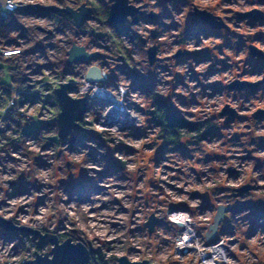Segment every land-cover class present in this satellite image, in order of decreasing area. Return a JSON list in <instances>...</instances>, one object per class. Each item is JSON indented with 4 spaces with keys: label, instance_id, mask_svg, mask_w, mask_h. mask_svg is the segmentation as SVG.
<instances>
[{
    "label": "clouds",
    "instance_id": "clouds-1",
    "mask_svg": "<svg viewBox=\"0 0 264 264\" xmlns=\"http://www.w3.org/2000/svg\"><path fill=\"white\" fill-rule=\"evenodd\" d=\"M86 3L87 0H63V3H59V0H0V16L6 17L8 12L16 13L18 9L32 5L45 12L50 10V6L56 8L67 6L75 8L76 16L80 17L87 11V8L80 9V5ZM105 3L111 10L117 5V0H105ZM157 4L158 0H140L139 3L137 0H126L124 6L140 9L144 13L159 14L162 8L157 7ZM213 4L219 5V7L214 6L208 9L213 16L233 17L232 23L224 20L228 28L231 29L233 24H238V27L233 29L236 32L246 34L256 31L264 32V26H260L259 23L256 28L248 27L247 19L239 21L235 18L234 12L224 11L227 8L247 11V0H233L231 4L213 0ZM166 6L173 12L175 8L183 9L181 15H174V19L183 24L185 15L189 11L193 13L196 11L194 6H200V10H204V0H188L186 6L180 0H169ZM18 18L23 28L27 30L25 37L20 38L18 31L11 32L7 37L0 36V64L19 65L17 72L12 73L13 75L30 74L29 64L35 67L37 64H47L50 61L58 64L62 60L72 59L67 56V53L72 52L74 48L82 49L83 54L88 56L102 50L96 46H90L91 35L77 38L74 35L75 24L63 29V32H57V28L62 27L59 13L54 12L46 18H37L36 15ZM126 20L130 21L131 17H126ZM172 22L170 19L163 20L166 25ZM87 24L89 33L104 31L111 34L113 32L109 26H102L94 20L87 21ZM153 30L162 33L155 40L151 37ZM130 31L138 34V37L146 43L138 47L139 39L130 42L127 35L119 37V47L109 39L97 41L98 45L112 49L111 52L105 53L109 66H104L100 60H94L86 65H74L75 70L81 73L75 78L77 91L66 92L65 100L75 102L83 100L86 96L95 97L100 91L99 83H90L88 77L90 73L96 71L100 73L102 80H107L112 69L116 68L117 64L123 63L118 59L121 55L119 49L130 51V66L147 76L150 71H153V67L149 64L148 50L157 47V63L166 65L168 71L155 69L159 82L152 90L151 96L142 93L139 89H134L133 80L125 74H117L114 83L104 87L103 92L111 98L113 103L103 107L95 105L83 116L84 120L89 122V126L107 141L105 147H100L96 140H86L83 145H76L77 150L72 152L68 151V145L53 146L47 151H41L42 144L47 142L46 139L26 140L20 153H11L19 163L7 160L0 163V202H4L0 204V219L12 221L17 229H32L34 233L43 232L46 229L50 234L68 235L71 238L68 244L70 247L80 248L84 253L99 249L108 264H120L119 260L111 258L124 255H127L130 260H149V264H159L162 259L169 260L170 264H185L186 260L191 261V264H264V227L257 228L251 240H245V233L251 228V221L245 220L244 217L250 215V210L236 214L232 220L234 235L221 234L224 216L227 215L229 219H232V213H225L224 210L235 205L237 200L244 203L248 199V197H240L233 189H239L244 184L264 185V179H256V177H264V170L254 172L255 161L242 163L239 157L247 155L244 148L227 142L232 139L234 132L264 136V127L257 128L256 122L250 119L247 127L245 123H234L231 128L224 129L222 126L228 120V115H220L225 106H229L237 113L252 117L258 109L264 108V100H249L244 105L248 111L241 112L240 106L244 101L242 98L234 99L237 95L235 90L224 88L222 93L213 94L211 88L198 87V84L211 85L218 81L221 82L222 87L230 86L240 79H252V77L240 75L245 67L243 60L247 51L236 55L233 50L225 49V55L231 57L229 63L233 64V67L203 79V74L210 68L212 61L197 65L192 59L182 64H178L175 59H170L175 57L181 49L180 45L174 44L179 32L165 31L143 20L132 24ZM49 33L52 34L51 37ZM12 38H17L19 46L6 44V41ZM197 38L202 40L199 46L196 43ZM37 42L54 44L57 48L45 49L47 59L39 53L23 55ZM220 43L222 39H204L201 34L199 37L191 38L182 47L189 52L210 48L214 55L223 60L225 56L220 55L216 50V45ZM235 62H239V68L236 67ZM190 64L196 73L201 74L199 80L191 79ZM220 67L217 65L218 69ZM53 71L55 75L52 71H44L43 75L31 76L35 91L41 92L44 96L51 95L52 92L43 91L44 82H51L54 92L56 88L69 85V82L73 80L71 76L63 78L60 68ZM176 73L184 76L187 87L178 85L173 88V84L168 83L175 82ZM0 76H3V73H0ZM255 79H264V76L255 77ZM37 81L41 83L36 84ZM22 87L27 88V85ZM155 96L170 98V103L189 123L205 124L210 121L224 133L223 138L211 137L201 141L198 140L199 132H190L186 127H181L178 141L186 146L190 158L181 154L176 143H170L168 145L170 150L164 152L157 164L153 157L164 143L165 135L164 128L153 123L150 115L156 111L153 105ZM209 96L212 98H208ZM180 98H183L186 103H182ZM17 99L20 97L13 91L12 99L6 105L0 104V129H4L9 123L3 119L6 108L12 107ZM41 104L42 102H37L32 106V102L28 101L23 107L17 108L15 115L19 118V114L22 113L24 119L36 117L41 111ZM116 105L120 106L131 122L132 128L142 133L140 138H133L132 129L124 128L123 124L109 123V115ZM43 112L40 119L48 120L50 116L47 108H44ZM213 117L215 119H212ZM259 123L264 126V120ZM207 130L205 126L201 131ZM59 131L60 128L57 127L51 135L56 136ZM47 135L49 134L40 133L42 138ZM7 136L13 137V132L8 131ZM13 138L20 139L19 136ZM249 139L250 136H242L240 143L247 147ZM7 143L8 141L0 136V148H4ZM144 145L151 147L145 148ZM131 148H135L136 151L132 153ZM110 149H114L112 158L121 167L101 177L100 174L104 173L108 167V161L103 157L107 156ZM93 150H96L95 160L92 157ZM58 152L62 154L58 156ZM209 153H218L229 159L205 163V157ZM6 155V152L0 151V158ZM35 155L41 156L51 167L38 168L33 162ZM256 155L264 157V152H258ZM229 168L240 174L238 179L229 178L227 172ZM81 169H86L87 180L95 182L102 190L99 193L87 192V199L84 201L81 200L80 192L69 191L59 183L61 180L67 181L69 177L79 182ZM193 169L196 171L193 172ZM22 173L29 179L37 181L40 190L37 191L36 187L29 186L27 193L12 196L15 189L9 182L17 181ZM150 182H155L162 191L151 187ZM218 185L226 190L213 191ZM192 192L206 194L214 208L211 210L204 208L202 196L192 198ZM38 200L42 203H37ZM261 202H264V199ZM105 204L107 208L101 210V206ZM121 207L127 211H121ZM152 217H155L158 223L149 225ZM257 223L264 226V218L259 219ZM58 225L62 228L60 232H57ZM33 235L25 237L21 244L19 235L12 237L0 229V264H24L31 258L36 252L31 244ZM214 238L215 242L210 243ZM232 241L235 243H231ZM243 243H247L248 247L241 251ZM130 249L133 251H129ZM48 251V248L44 249L45 253ZM58 253L59 248L52 252L51 256L41 254L38 258L45 260V264H67L68 259L65 257L58 260ZM231 253H237L238 259H234Z\"/></svg>",
    "mask_w": 264,
    "mask_h": 264
},
{
    "label": "rangeland",
    "instance_id": "rangeland-1",
    "mask_svg": "<svg viewBox=\"0 0 264 264\" xmlns=\"http://www.w3.org/2000/svg\"><path fill=\"white\" fill-rule=\"evenodd\" d=\"M105 1V0H104ZM140 0H137V3H139ZM169 2V0H158V4L156 5L157 7H161L162 11L161 13L157 14V17L155 18H151L149 16V13H144L142 11H140L137 14V20H133L131 18V20H126L123 23H117L115 24V27H110L107 23V21H109L108 19L106 20L103 17V11H104V6L97 0H87L88 5H90L92 7V11L93 13H91V17L94 21H96L97 23L103 25H107L110 28L113 29V32L111 34L106 33L104 31H92L91 33L88 32V30H86V33H84V36H88L91 35L92 39L90 41V46H96L98 48H101L100 52V56L101 58L99 59L100 61L103 62L104 66H109L107 64V60L108 57L105 55V53H109L111 52V48L110 47H104L101 45L97 44V41L99 40H103V39H109L111 41H113L114 43H116L117 47H119V37L120 36H124L127 35L129 37L130 42L135 41L137 39H139V45L138 47H142L145 43L141 42V38L138 37V34L131 32L130 31V26L132 24H137L139 23L141 20H143L145 23H150L153 25H157L159 28L164 29L165 31H172V32H179V36L176 37V39L174 40V44L176 45H180L181 49L180 51H178L175 55V57H172L170 59H175L177 61L178 64H182L187 62L189 59H192L195 61V63L197 65H199L202 62H208V61H212V65L210 66V68L207 70L206 73L203 74V79H208L210 76L217 74L218 72L223 73L225 71H228L230 68L233 67V64H230L229 61L231 60V57H228L225 55V49L228 50H233L234 54L239 55L241 52L243 51H247V55L245 56L244 60H243V64L245 65V67L243 68V71L240 73L241 77H252V79H246L249 81H256V80H262V82L256 86V87H244V88H231L230 86H223L221 85V82H216L214 84L211 85H203V84H198V87H202V88H211L213 90V94L215 93H222L224 88H230L231 90H235V92L237 93V95L234 97V99H243L244 103L241 104V112H247L248 109L245 108V104H247L249 102V100L251 99H255V100H264V79H255V77H259V76H264V58L260 57V56H255L249 49V44L253 43L256 46L259 45L258 47L264 50V32H260V31H256V32H252V33H243V32H236L233 29L238 27V24H233V27L230 28H226V27H212L211 25H209L207 22L203 21L201 17H199L198 15L194 14L192 11H189L187 13V15H185L184 17V21L183 24H181L180 22L176 21L174 19V15H181L183 13V9L182 8H175V12L170 11L169 8L166 6L167 3ZM181 3H183L185 6L188 4V0H180ZM60 3V2H59ZM221 3H228L231 4L233 3V0H221ZM248 3V10L257 7L260 10H262V12L264 13V0H247ZM100 5V6H99ZM108 9L109 6L108 4H106ZM219 7V5H214L213 4V0H204V9H209L211 7ZM145 7H147V5H145ZM175 7V5H174ZM194 7H198L200 8V6H194ZM247 10V11H248ZM226 13H231L234 12L235 18H237L239 21H243L245 19L248 20V27L251 28H256L258 23L260 26H264V19L259 18V19H253L252 17H241L240 16V12H245V11H235L232 8H227L224 10ZM28 13H23V12H16L13 13L11 15V20H9L8 22L12 23L13 27L8 28L11 29L9 33L14 32V31H18L20 35H22L23 37H25L26 34V29L23 28V25L20 23L19 21V16H28ZM31 15V14H30ZM108 16H109V12H108ZM223 18V20H227L228 23H232V16H221ZM164 19H170L173 22L170 24H164L163 20ZM7 22V21H6ZM4 25H2V23L0 24V34L2 32H4V30H2L1 27H3ZM84 26H86L85 28L88 29V24H85L84 21ZM222 29L224 31H222ZM7 30V31H8ZM5 31L4 33H7L6 35L9 36L8 32ZM162 33L160 31L157 30V36L153 37L152 33H151V37L153 40H155L157 37H159ZM203 35L204 39H222V43L217 44L216 45V50L217 52H219L220 55L225 56V58L223 60L219 59V57L217 55H214L212 50L210 48H203L200 51H192L189 52L187 51L185 48H183L182 46L185 45L191 38L195 37H199L200 35ZM197 46H199L202 43V40H200L199 38H197ZM43 42H37L34 45L33 48V52L29 53L28 55H33L36 53H41V51L39 50L41 46H43ZM38 45V47L36 46ZM57 48V46L55 47V49ZM121 52V55L118 57V59L120 61H123L122 64H117L116 68L112 69L108 79L104 82L106 85H111L114 83V81L117 78V74H125L126 76H128L129 78H131L133 80V85L132 87L134 89H139L142 93L147 94L149 96H151L152 94V90L154 89V87L156 86V84L159 82L157 80V73L155 71L156 68H159L162 71H168V68L166 65L162 66L161 64L157 63V51L158 48L156 49V60L153 63L149 64L153 67V71H150L148 73L147 76L142 75L139 71L136 70L135 67H131L129 64L130 58H131V52H126L123 49H119ZM179 53V54H178ZM41 55V54H40ZM148 55V53H147ZM45 59H47V56H44ZM50 64H53V69L56 68H60V69H64V65H65V60L60 61L58 64L54 61H50ZM236 63V67L239 68V62H235ZM5 69L8 70V66L7 64H1ZM217 65H220L221 67L218 69ZM46 70L44 71H52L49 68H45ZM189 71L191 72V79L192 80H199L201 74L196 73L195 69L192 67V65H189ZM62 74V73H61ZM3 80H7L5 77L3 78ZM243 80V79H240ZM168 83H172L173 84V88H175L178 85H184L185 87H187V85L184 83V76H182L179 73L175 74V82H171L169 81ZM77 91L76 89H69V92H75ZM259 94V95H258ZM53 99L56 100L55 96H51ZM156 98H161L163 100H165L168 104H170L172 107H174L171 103H170V98H164V97H160V96H155L153 97V105L156 109L155 112L150 113L151 117H152V122L163 127L161 124V117L160 115H158V108L157 105L155 103ZM208 98H212V96H209ZM182 103H186V101L183 98H180ZM54 103L52 104V108L54 109L55 115H52L51 117H56L57 113L60 110V106L58 104V102L53 101ZM109 101H100L97 98H91L90 101V105L88 107H94L95 105H100L101 107H103L104 105H106ZM177 111L178 116L181 117V114L179 113V111L177 109H175ZM221 115V114H220ZM223 116V115H221ZM182 118V117H181ZM183 119V118H182ZM212 119H215V117H213ZM252 119L256 122V126L257 128H261L264 127L262 125H260V121L264 120V115L260 116V117H255L252 114V117H249L248 115H242L239 113V116L233 120L230 121L228 123H225L222 127L224 129H229L232 127V125L235 124H239V123H245L246 127H247V122ZM52 120L54 121L55 118H52ZM79 123H80V127L74 129L72 131L71 135L75 136V140H72L71 136H68L66 138H63L59 141H55L59 139V136H53L51 135V133H53L56 129H57V122L56 120L51 124H47L46 129H42L39 133L43 132V133H47L49 134L46 137H41L40 134H34L36 132H30V134L26 135L25 137L21 138L20 140H16L15 135L16 132H13V137H9L7 136V134L1 135L2 137H4L5 140L8 141V143L5 145L4 148H0V151H4L7 153L6 157L0 158V163H3L5 160L7 161H11L13 163H19V161L16 160L15 156L11 155V153L15 152V153H20V150L22 148H24L25 142L26 140H40V139H46V143H43L41 146V151H47L49 149H51L53 146H59V147H63L65 145H68V151L72 152V151H76V145H83L84 141L86 140H96L99 144L100 147H105V144L107 143V141L105 139H103L93 128H91L89 126V122L84 120V116L82 115V117L79 118ZM42 121L38 118L33 119L32 121H29L27 123L24 124L23 126V130H37L40 129L42 127ZM205 126H207V131H201ZM181 127H186L190 132L191 131H196L199 132L200 135L198 137V140H206L209 139L211 137H216V138H223L224 133L220 131L219 128H216L210 121L209 122H205V124H197V123H189L187 121H185L183 119L182 122H180V124L177 126V133H179V128ZM127 128H131V135L133 138H140L142 136V133L131 127H127ZM33 134V135H32ZM164 135H165V140L164 143L161 145V147L157 150V153L154 154V159L156 160L157 164L159 163V161L161 160V158L163 157V154L165 151H168L170 149H168V145L171 142V140L168 137V134L164 131ZM54 137V141H52L51 137ZM242 136H250V139L247 141V147H244L243 144L240 143L241 141V137ZM210 142V140H209ZM227 143L232 144L233 146H240L244 148V151L247 153V155L245 156H241L239 157V159L241 160L242 163L245 162H249V161H255V164L253 166V171H259V170H264V157H260L258 155H256V153L258 152H264V136H255L253 134H250L248 132H234L232 135V139L230 141H228ZM178 149L180 150L181 154L184 157H189V153L186 150V146L183 144H180L179 141L176 142ZM124 147H128L127 145H124ZM145 148H150V145H144ZM114 149H110L108 151L107 156L103 157V159L108 161V167L105 170L104 173H101V177L106 176L111 174L112 172L120 169L121 165L119 163H117L113 158H112V153H113ZM130 151L132 153H134L136 151L135 148H131ZM25 152L27 153L28 150L26 149ZM62 153L58 152L57 155H61ZM92 157L95 160L96 157V150L92 151ZM27 158V156L25 157ZM226 159H229V157H224L218 153H209L206 157L204 162L205 163H210L213 161H224ZM33 162L34 164L38 167V168H44L47 169L49 167H51V165L47 164L45 162V160L39 156V155H35L33 157ZM199 162V161H198ZM71 163V162H69ZM193 172L196 171V169L192 170ZM227 172L229 173V178L230 179H238L240 174L238 172H236L234 169H227ZM87 170L86 169H81V179L79 182L77 181H73L71 179V177H69V179L67 181L61 180L59 183L64 186L65 188H67L69 191H77L81 193V200L84 201L87 199L86 193L87 192H97L99 193L100 191H102L100 188L97 187V185L95 184V182L89 181L87 180ZM121 179H123L124 177H120ZM256 179H264V177H256ZM10 186L13 187L15 189L14 193H12V196H19L22 194L27 193L29 186H34L36 187V190L39 191V185L37 181L31 180L29 179L25 174H21L18 178L17 181H10L9 182ZM251 188L249 191L244 192L243 194H240V197H248V199L244 202L241 203L239 200H237L236 204L227 208L225 213H232V219H229V217L227 215L224 216L222 223H223V227L221 228V234H226V235H234V226L232 223V220H234L236 214L243 212L245 210H250V215L247 217H244L245 220H250L251 221V228H249L248 232L245 233V240H251L253 238V236L255 235V231L257 228L260 227H264L261 226L260 224L257 223V221L261 218H264V202H261L262 199H264V185H258L255 183L250 184ZM150 186L153 187L154 189L160 190L158 185L155 182H150ZM169 187H173V186H169ZM226 189L223 188V186H217L216 189H213V191L216 192H223ZM162 191V190H160ZM182 191V190H181ZM234 191V190H233ZM204 199V208H207L209 210L214 208V205L212 203H210V201L207 198L206 194H201L198 192H192L191 193V197L192 198H196V197H201ZM252 197H258L257 199H253ZM137 199H139V197H137ZM116 203H119V201H115ZM4 202H0V204H2ZM37 203H42L41 200H38ZM107 208V204L102 205L101 206V210H104ZM22 211V209H21ZM121 211H127L126 209H123V207H121ZM158 223V222H157ZM44 231H47L46 229ZM62 231V228L58 225L57 227V232ZM135 231V230H133ZM60 238V241L66 239L67 237H69L68 235H58ZM38 238V237H37ZM111 243V242H109ZM231 243H235L234 241H232ZM51 245V247L49 245ZM43 246L42 250L45 248L49 249V253L51 255V249L53 247V243L49 242ZM248 244L247 243H243L241 244V251L244 248H247ZM39 251V250H37ZM36 251V252H37ZM44 251V250H43ZM129 251H133V249H130ZM35 252V254H36ZM41 253H43L42 251H39ZM232 257L234 259H238L237 253H231ZM119 256H113L111 259L112 260H118ZM33 258L29 259L32 260ZM136 260H140V259H136ZM106 258L104 256L103 253L100 252L99 249H95L92 250V252H90L89 255V259L87 262H93L94 264H105L106 263ZM160 264H170L169 260L167 259H162L160 262ZM185 264H191V261H185Z\"/></svg>",
    "mask_w": 264,
    "mask_h": 264
},
{
    "label": "water",
    "instance_id": "water-1",
    "mask_svg": "<svg viewBox=\"0 0 264 264\" xmlns=\"http://www.w3.org/2000/svg\"><path fill=\"white\" fill-rule=\"evenodd\" d=\"M126 0H117V5L112 7L111 10H109V16L108 20L112 23H123L126 21V17L130 16L134 21L137 20V13L140 11V9H134V8H128L125 7ZM87 8L86 12H83V15L80 17L76 16V9L75 8H69L65 6L64 8H56L55 6H50V10L52 11H62L64 13L69 14L76 27L82 26L84 19L89 16V14L92 12V7L88 4H81L80 9ZM194 14L198 15L202 18L203 21L207 22L212 27H226L228 28L227 24L224 23V20L221 16H213L211 12H209L207 9H204L203 11L200 10V8L196 7V11ZM149 16L151 18H155L157 16L156 13H149ZM241 17H252L253 19H259L264 17V13L262 10H260L257 7H254L248 11L240 12ZM152 36H157V30L152 31ZM141 42L145 43L141 38ZM156 49L157 47H153L148 50V57L150 63H153L156 60ZM250 51L255 56H260L264 58V50L259 48L253 43L249 44ZM179 54V53H178ZM100 52H95L91 56L84 55L82 49H73L72 52L68 53V56L72 57V59H66L67 64H72L75 60L82 59V60H89L92 57L99 56ZM89 81H100L101 76L99 72L93 71L90 73L88 77ZM262 80H256V81H249L246 79L243 80H237L234 81L230 87L231 88H244V87H256L258 86ZM66 92H69V85H64L59 88L55 89V95L57 102L60 106V110L57 113L55 120L57 122V126L60 128L59 131V138L63 139L68 136H71L72 140H75V136L71 135L72 131L78 127H80L79 118L82 117V115L87 111L88 103H87V96L83 100L71 102L65 100V94ZM67 99H72L71 97H67ZM221 115H228V120L225 123H228L230 121L235 120L239 113H237L234 109H230L229 106H225L223 111L220 113ZM264 115V108L258 109L257 112L253 113V116L260 117ZM251 188L250 184H244L241 185L239 189H233L235 192L238 193V195L243 194L244 192L249 191ZM226 209L224 210V212ZM158 221L155 217H152L149 221V225L156 224ZM0 225L4 227L7 230H20V231H26L30 233H34V230L27 229V228H21L17 229L14 227V224L12 221H4L0 219ZM34 235L38 237V243L42 247L45 244L52 242L53 247L51 249L52 252L56 251L57 248H59L58 253V260H60L62 257H74L78 258L84 261H88L90 253H84L82 249L80 248H73L70 247L68 244L71 242V238L67 237L66 239L60 241V238L57 234H50L48 231L43 232H35ZM43 254L45 256H51L49 252L41 253L39 251L36 252L35 257L29 261L28 264H45V260L39 259L38 257ZM118 260L120 261V264H149V260H130L128 259L127 255L119 256ZM105 264H108V261H106ZM160 264V263H159Z\"/></svg>",
    "mask_w": 264,
    "mask_h": 264
},
{
    "label": "built area",
    "instance_id": "built-area-1",
    "mask_svg": "<svg viewBox=\"0 0 264 264\" xmlns=\"http://www.w3.org/2000/svg\"><path fill=\"white\" fill-rule=\"evenodd\" d=\"M59 2L62 3L61 0H59ZM17 11L18 12H23V13H28V14L30 13L31 15H36L37 18L49 17L54 12L55 13H59V15H60V23L62 24V27L61 28H57V30H56L57 32H63V29L69 28V26L74 24L72 17L69 14L64 13L62 11L49 10V11L45 12V11H40L38 8H36V7L32 6V5H28L25 8L18 9ZM12 14H13L12 12H8L6 17L5 16H0V19L3 21L2 25H4L1 28H2V30H4V32L7 31L8 28L13 27L12 23L8 22L9 20H11V15ZM90 16H91V14H90ZM86 23L87 22L85 21V24ZM85 27L86 26H84V22L82 24V27H80V28H76L75 27L74 35L77 38H79L81 36H84V33H86V30H87V28H85ZM10 30L11 29H9L7 32L9 33ZM79 31L81 32L80 34H78ZM4 32H2L0 34V36L7 37V35H6L7 33H4ZM48 35L50 37L52 36L51 33H49ZM20 38H24V37L22 35H20ZM6 44L8 46H12L14 44L16 46H19L17 38L8 39L6 41ZM36 46L38 47V45H36ZM56 46L57 45H54V44H43V46L39 47L40 48L39 50L41 51V53H40L41 56H46V53H45V49L46 48L55 50ZM33 48L27 49L23 53V55L27 56L29 53L33 52ZM67 56H68V53H67ZM65 62H66V59H65ZM88 63H90V62L89 61L88 62L87 61H82L81 59L75 60L70 65L65 63V65L63 67L64 69H62V72H61L62 73L61 76L63 78H67L69 76L73 77V80L69 82V89H73V90L76 89V87H75V78L79 77L81 75V73L79 71L75 70L74 65H76V64L86 65ZM6 64L8 65V70L5 69L0 64V67L4 68L3 72L0 71V73H3V76H0V104L6 105L7 102L9 100H11L13 91H15V93L17 94V96L20 97V99H17L14 102V105L12 107H7L6 108V113L3 116V119L5 121L9 122V123L6 124V127L4 129H0V136L4 135V134H7L8 131L16 132L15 136H17L18 135V129H19L20 126L24 125L25 123H27L29 121H32L35 118L40 119V117L43 116V114H44L43 109L47 108L50 118L48 120L40 119L42 121V124H43L42 127L40 129L30 131V132H36L34 134L38 135V134H40L39 132L42 129H46L47 124L51 125L55 121V120L53 121L52 117H51L52 115H55L54 109L52 108V104L54 103L53 101L57 102V99L55 100V99H53L51 97V96H55V98H56L55 90H54V92L52 91L51 82H44L43 91L44 92H52L51 95L44 96V95L41 94V92L34 90V85L31 83V76L43 75L44 70H46L45 68H49L50 70H52L54 66H53V64H50V63L42 64V65L41 64H37L35 67H33V65L29 64L28 65V69L31 70L30 74H28V75H24V74L13 75L12 73L17 72L19 65L10 64V63H6ZM53 70H52V72L55 75V72ZM6 73L9 74L8 77H10V80H3L4 76H6ZM105 81L106 80L89 81L90 83H93V84L99 83L100 91L97 92L95 97L87 96L88 107L90 105L91 98H97L101 102L102 101H109L107 104L113 103L111 98L108 97L103 92L104 87L108 86V85H106L104 83ZM40 83H41V81H37L36 82V84H40ZM23 85H27V88L22 87ZM28 101L32 102V106H34L37 102H42L41 111L37 114L36 117H30L28 119H24L23 118V114L21 113V114H19V118H17V116L15 115L16 112H17V108L23 107L24 104L26 102H28ZM87 110H88V108H87ZM109 123L123 124L124 128L132 126L131 122L127 119L126 115L123 113V111H122V109L120 108L119 105H116L115 108L113 109V112L110 113V115H109ZM30 132H28L27 134L29 135ZM0 229H3L5 232L10 234V236H12V237H16L17 235H19L20 240H21V244H23L25 237H28L29 235H33L32 233L26 232V231L7 230L4 227H2L1 225H0ZM212 242H215V238L213 239V241H210V243H212ZM31 244H32L33 247H35L36 251L39 250V251H42L43 253H45L43 251L44 249L42 250L43 246L41 247L39 245L38 238H37L36 235H33V239L31 240ZM47 245H49V244H47ZM49 246L51 247V245H49ZM209 255H211V254H209ZM34 257H35V252L33 253V256L31 258H34ZM31 258H29V259H31ZM29 259L26 260L24 262V264H28L29 263ZM76 259H78V258H76ZM78 260H81V259H78ZM67 264H74V261L73 260H68Z\"/></svg>",
    "mask_w": 264,
    "mask_h": 264
},
{
    "label": "trees",
    "instance_id": "trees-1",
    "mask_svg": "<svg viewBox=\"0 0 264 264\" xmlns=\"http://www.w3.org/2000/svg\"><path fill=\"white\" fill-rule=\"evenodd\" d=\"M99 1L103 6H104V11H103V17L107 20L108 19V12H109V9L105 3L104 0H97ZM100 6V5H99ZM3 21L0 19V24L2 23ZM108 25L110 27H115V24L110 22V21H107ZM8 66V65H7ZM3 69L4 68H1L0 67V71L3 72ZM9 74L6 73V76H4L7 80H10V77H8ZM155 103L157 105V108H158V115H160V119H161V124L164 128V131L168 134V137L169 139L171 140V142L173 143H176L178 142V136H179V133H177V126L180 124V122L183 121V119L178 116L177 114V111L175 110L174 107H172L170 104H168L165 100L161 99V98H156L155 100ZM23 126H20L19 129H18V135L21 138L25 137L26 134L30 131H33V130H23ZM51 139L52 141H54V137L52 136ZM19 139V140H20ZM18 140V139H16ZM60 138L58 140H55V141H59ZM68 260H73L74 261V264H94L93 262H87V261H84V260H78L74 257H70V256H67L66 257Z\"/></svg>",
    "mask_w": 264,
    "mask_h": 264
},
{
    "label": "bare ground",
    "instance_id": "bare-ground-1",
    "mask_svg": "<svg viewBox=\"0 0 264 264\" xmlns=\"http://www.w3.org/2000/svg\"><path fill=\"white\" fill-rule=\"evenodd\" d=\"M61 2L63 3V0H61ZM91 13H93V11L91 12ZM90 13V14H91ZM90 14H89V16H87L84 20L87 22V21H89V20H93L92 19V17L90 16ZM74 22V21H73ZM101 25V24H100ZM76 27V26H75ZM80 27H82V26H80ZM80 27H76V28H80ZM81 32L79 31L78 32V34H80ZM50 37V36H49ZM101 58V56L99 55V56H95V57H92L91 59H89L88 61L89 62H92V61H94V60H99ZM82 60V59H81ZM82 61H87V60H82ZM87 61V62H88Z\"/></svg>",
    "mask_w": 264,
    "mask_h": 264
},
{
    "label": "flooded vegetation",
    "instance_id": "flooded-vegetation-1",
    "mask_svg": "<svg viewBox=\"0 0 264 264\" xmlns=\"http://www.w3.org/2000/svg\"><path fill=\"white\" fill-rule=\"evenodd\" d=\"M139 13V12H138ZM157 17V16H156Z\"/></svg>",
    "mask_w": 264,
    "mask_h": 264
}]
</instances>
